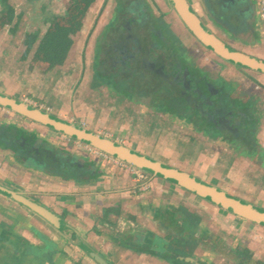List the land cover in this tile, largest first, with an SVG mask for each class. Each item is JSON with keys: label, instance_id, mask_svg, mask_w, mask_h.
<instances>
[{"label": "flooded vegetation", "instance_id": "obj_1", "mask_svg": "<svg viewBox=\"0 0 264 264\" xmlns=\"http://www.w3.org/2000/svg\"><path fill=\"white\" fill-rule=\"evenodd\" d=\"M184 1L208 36L264 64V0ZM81 29L93 110L136 142L150 124L177 130L150 155L92 132L264 210V71L212 51L171 0H0V83L14 64L56 69ZM11 91L0 96L91 130L60 101ZM113 160L0 106V264L9 252V264H264L263 226L144 171L147 187L124 182Z\"/></svg>", "mask_w": 264, "mask_h": 264}, {"label": "rangeland", "instance_id": "obj_2", "mask_svg": "<svg viewBox=\"0 0 264 264\" xmlns=\"http://www.w3.org/2000/svg\"><path fill=\"white\" fill-rule=\"evenodd\" d=\"M91 18L92 14L82 19V26L87 28V22L90 21ZM89 33L85 30L84 32L82 31L81 34L80 32L75 34V36L73 37V45L72 47H70L68 57L56 69L49 70L46 68V65L44 63H35L31 66L23 65V63H18L10 66L9 72L7 74L9 76V82H1L0 89H3L5 92L10 93L12 92L11 89H14V83H16V85L18 86V91L27 92L30 95H36L44 99V101H50L54 103H58L60 101L61 107L64 109L63 114L66 115L68 119H72L73 122L77 121L79 122V124L85 123V126L91 129V131H107L113 136L115 140L120 142L123 141L130 147H134V149L150 155L153 138H167L166 136L169 137L170 133L177 132V130L174 129L171 131V126H168L169 128L166 129V132H162V124H150L142 128V133L144 139L149 140L151 144L143 143L144 140L136 142L138 141V138L126 136V131H129L131 129L130 127H123V129H121L117 126V120L114 121L113 124L109 122L113 120V118L109 116L110 114H106V121L104 119L105 111L93 110V107L91 105H94V102L98 103L99 100H97V96L94 93L90 92L89 77H87L88 69L85 66L86 59L85 57L83 58L81 56L82 51L84 52V49L86 47L85 40L87 38L89 39L90 37ZM263 46L264 42L262 44H259L258 47L255 48V50H258ZM24 58V63L32 61L28 55L24 54ZM27 67H29L30 69H28ZM74 86V92L71 95V88ZM55 87L62 94L59 98L60 100L50 99L52 92L55 91ZM80 103L86 104L87 107L80 105ZM68 104H72L70 109H66ZM102 104H106V101L103 100ZM164 133L166 136L162 135ZM131 135L133 134L131 133ZM158 154L165 159V157L170 156L171 154L175 156V151L171 149H162ZM112 162L119 170L123 169V172L121 171V174L124 182L130 181L133 184H142V187L148 186L147 178L144 174L139 172V174H141L143 177L140 180H135V178L129 174V167H127L126 169V167H124L125 165H122L120 162L114 160ZM189 167L194 172H197L198 170L201 171L200 169L202 165L198 162L196 164L188 165L186 169L188 170ZM202 172L203 173H199L200 176H202L203 174L205 176L207 175L204 170H202ZM153 186H156V188H159L160 190H162V187H164V185L158 182H153ZM140 188L137 187V189H139L137 190L138 192L141 191ZM232 226L233 228H236L235 225ZM259 238L260 237H258V239Z\"/></svg>", "mask_w": 264, "mask_h": 264}, {"label": "water", "instance_id": "obj_3", "mask_svg": "<svg viewBox=\"0 0 264 264\" xmlns=\"http://www.w3.org/2000/svg\"><path fill=\"white\" fill-rule=\"evenodd\" d=\"M171 2L177 10L179 16L184 20L187 27L212 51L221 55V57L226 60L232 61L243 67L264 71V64L248 59L247 57L237 55L227 50V48L219 44L212 37L208 36L200 26V23L190 14L184 0H171ZM230 25L227 26L229 27ZM0 106L15 112L23 118L50 128L67 138L85 144L97 152L110 156L111 158L124 163L125 165L131 166L136 170L144 171L152 176L171 181L178 187L194 193L203 199L216 204L217 206H221L223 209L233 214L256 222L264 227V210L255 206H249L244 202L234 200L226 194L218 191L216 188L197 180L195 177H191L177 169L166 168L160 163L151 161L144 156L128 150L127 148H123L119 144L107 139L104 136L96 134L91 130L81 128L72 122H66L53 118L48 114L32 108L22 102L0 96Z\"/></svg>", "mask_w": 264, "mask_h": 264}, {"label": "built area", "instance_id": "obj_4", "mask_svg": "<svg viewBox=\"0 0 264 264\" xmlns=\"http://www.w3.org/2000/svg\"><path fill=\"white\" fill-rule=\"evenodd\" d=\"M128 169L130 171L129 174L132 175L135 178V180L142 179V175L139 174L140 172L139 170H136L135 168H132V167H129Z\"/></svg>", "mask_w": 264, "mask_h": 264}, {"label": "crops", "instance_id": "obj_5", "mask_svg": "<svg viewBox=\"0 0 264 264\" xmlns=\"http://www.w3.org/2000/svg\"><path fill=\"white\" fill-rule=\"evenodd\" d=\"M13 258V256L9 253H6L5 257H4V261H3V264H9L10 262L8 261L11 260Z\"/></svg>", "mask_w": 264, "mask_h": 264}]
</instances>
